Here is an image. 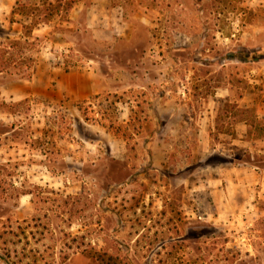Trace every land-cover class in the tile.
<instances>
[{
  "label": "rangeland",
  "instance_id": "obj_1",
  "mask_svg": "<svg viewBox=\"0 0 264 264\" xmlns=\"http://www.w3.org/2000/svg\"><path fill=\"white\" fill-rule=\"evenodd\" d=\"M113 2L125 5L122 21L102 26V8L74 17V4L28 43L25 24L46 12L0 9V40L23 47L0 73V264H98L86 246L126 264H264V119L257 136L256 107L238 103L264 95V0ZM51 67L88 68L103 91L29 95L33 81L54 83ZM242 121L250 150L229 138Z\"/></svg>",
  "mask_w": 264,
  "mask_h": 264
},
{
  "label": "crops",
  "instance_id": "obj_2",
  "mask_svg": "<svg viewBox=\"0 0 264 264\" xmlns=\"http://www.w3.org/2000/svg\"><path fill=\"white\" fill-rule=\"evenodd\" d=\"M86 0H77L74 7L71 9V12L75 14L74 17L77 16V14L83 10L86 11L87 14L91 13L93 15V11L98 10L99 8L103 9V15L99 17L100 21L102 22V26L104 23H109L110 19H115L122 21V15H123V7L125 6L124 4L121 3H111V0H90L88 1V4L85 3ZM100 1V2H99ZM15 0H0V9H3L5 11H9L12 9L14 5ZM92 9V10H90ZM120 10V12H119ZM99 11V10H98ZM102 13V12H101ZM74 17H71L73 19ZM96 18V16H94ZM111 21V20H110ZM116 24L114 21H112V25ZM45 33V30L42 28H35L33 30V35H38L40 36L41 34ZM254 54V53H253ZM48 72L52 75L53 79L50 85H46L44 89L38 88L39 84H36L35 81L31 82L30 84V90L28 92L29 95H41V96H47L49 99L53 100H59L62 97H67L70 100L77 101V100H86L89 99L93 95H98L100 92L103 91L102 88V83L101 80L98 78L97 74H94L91 70L88 68H75V69H70L68 71L63 70L59 67H51L48 69ZM34 83V84H33ZM221 88V87H217ZM227 90V89H225ZM228 96H217L215 93L213 94V102L220 99H226ZM161 101H165L168 98L167 97H161L159 98ZM189 100V98H187ZM171 103L170 100L163 102L161 105H157L153 108H155L156 113H158V110H161V108L164 105H167ZM190 102L187 101V105L190 108V113L191 118H196L197 116L202 119L204 116V110H199V114L196 115L197 113L195 112V108L189 104ZM239 105H245V106H252L256 107V115L258 119H264V95L262 99H257L256 97H246L243 96L238 100ZM186 104V103H185ZM173 114L167 117V119H171ZM129 118L130 117V112H129ZM156 118H160L159 114L156 115ZM207 118H209V113L207 111ZM242 128L241 130H235V134L230 133L229 138L232 140L234 143L235 141L243 142L247 146V149L250 150V147H253V139H249L247 132L249 130V124H247L245 121H242ZM208 127V124H207ZM209 129V128H208ZM226 135V133H219ZM263 140V139H262ZM261 140V141H262ZM110 144V143H109ZM70 147L75 148L79 147V144L76 143H69ZM75 145V146H74ZM87 145V144H86ZM111 145V144H110ZM110 149V148H108ZM149 150L150 153L154 152L156 150V143L154 141H150L149 143ZM257 152H263L262 149H258ZM126 153V149L123 148L121 150V156H124ZM72 160H75V156L72 153L71 157ZM256 167L249 168L248 170L251 171L253 174H258V177H261L263 173L257 172L255 170ZM238 175V174H236ZM238 177V176H237ZM223 179V178H221ZM221 179L218 180L219 183L221 182ZM67 182H72L74 179H66ZM236 183L239 182L237 179L233 180ZM65 183V182H64ZM216 183V182H215ZM71 186V185H70ZM62 191V190H61ZM64 192V197H69L70 195H73L71 192L69 193L68 191H63ZM69 195V196H68ZM30 203V202H29ZM70 260V258L66 259Z\"/></svg>",
  "mask_w": 264,
  "mask_h": 264
},
{
  "label": "trees",
  "instance_id": "obj_3",
  "mask_svg": "<svg viewBox=\"0 0 264 264\" xmlns=\"http://www.w3.org/2000/svg\"><path fill=\"white\" fill-rule=\"evenodd\" d=\"M58 1H59V4L57 6H51V4H49L48 8L42 9L40 6H31L26 1L25 3L20 4L19 0H15L14 5L11 9V15L19 14V15H25L26 17L29 18L31 16H34L35 13L41 12L42 10L46 12V14H44L43 16V19L40 18L39 20H37V22L31 21L29 23V26L25 24V34H23V38H25L26 43H28L27 41L30 38L34 27L38 26L39 24L45 23V21H48L49 17H51L54 14H58L61 10H68L72 8V6L75 4V0H58ZM13 22L14 21L11 19L10 23H13ZM20 38L11 40L9 36H6L4 40H0V73L7 71L8 67H16L17 65L16 62L19 61L20 55L22 54L17 55V53L16 54L12 53V54H8L7 56L6 54L8 53V50L11 48H14V49L19 48L20 50L19 53H21V49H23V47L20 42ZM241 55L242 54H240L239 56ZM243 56L244 57H240V58L247 59L250 57L248 54H243ZM33 61H34L33 58L28 56V58L25 59V63L28 64L27 67H30V63H32ZM112 96L114 98H117L114 100L115 102L120 101V98L116 94H113ZM97 97L98 95L95 96V98ZM23 102H25V100ZM20 103L21 102H19L18 104ZM1 104L3 103H0V105ZM129 112L131 116L132 109H129ZM252 119L254 121L253 124L255 125L254 127L256 131V135L262 136V133H263L262 128L259 126L261 121L257 118L256 115H253ZM247 134L250 135L249 130ZM82 237L83 236L81 235L78 238H82ZM80 246L81 245H79L77 248H79ZM81 253L95 260L98 264H126L123 258H121L118 255H112L111 253H109L107 250L103 248H100L97 250L96 248L92 246H86L85 248L81 250ZM65 259H67V257L63 258V262L65 261Z\"/></svg>",
  "mask_w": 264,
  "mask_h": 264
}]
</instances>
